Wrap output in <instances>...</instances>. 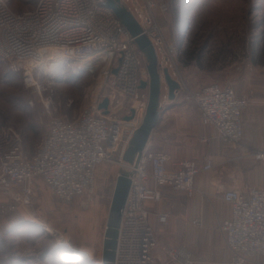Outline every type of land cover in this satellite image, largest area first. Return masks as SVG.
<instances>
[{"label":"built area","instance_id":"2783aa9c","mask_svg":"<svg viewBox=\"0 0 264 264\" xmlns=\"http://www.w3.org/2000/svg\"><path fill=\"white\" fill-rule=\"evenodd\" d=\"M145 3L151 16L138 12L144 33L154 45L165 47L166 63H175L181 50L166 44L165 30L153 15L154 10L168 14V3ZM0 62L21 73L29 86L37 84L35 74L50 67L70 65L74 73L95 74L86 107L75 118L53 117L33 155L26 156L22 135L13 126L0 123V197L8 199L0 200V218L20 209L28 212L39 181L65 204L92 197L99 166L117 163L132 173L114 264H156L157 242L146 203L160 201L163 186L193 195L198 191L195 177L211 170L213 163L198 165L184 159L169 168L170 155L148 145L132 164L124 160L145 117L149 89L141 85L149 73L143 53L113 9L105 0H38L32 9L17 12L8 0H0ZM181 85L182 97L200 110L202 122L227 143L239 145L242 114L250 100L217 81L198 91ZM105 98L107 108H101ZM255 158L264 161V149ZM223 198L231 206L230 217L220 224L233 256L231 264H264V188L252 187L247 195L229 188ZM159 219L166 221L167 214ZM193 223L201 225L202 220ZM165 253V264H198L183 246L169 244Z\"/></svg>","mask_w":264,"mask_h":264},{"label":"rangeland","instance_id":"374dc122","mask_svg":"<svg viewBox=\"0 0 264 264\" xmlns=\"http://www.w3.org/2000/svg\"><path fill=\"white\" fill-rule=\"evenodd\" d=\"M8 1L13 10L23 12L32 9L38 0ZM124 1L144 24L133 2ZM166 1L170 7L164 20L166 44L181 50L175 65H179L187 88L217 81L235 90H249L257 81V77L246 79L245 75V72L253 74L254 55L260 65L254 73L264 74V0ZM145 16H149L146 9ZM155 47L163 66L164 56L167 59L165 47L160 48L157 43ZM187 54L198 58L190 61ZM166 64L172 72L171 63ZM35 78L37 84L29 86L21 73L11 71L0 62V123L13 126L22 135L28 157L44 139L53 117L79 115L88 104L95 83V74L74 73L70 65L35 74ZM242 95L250 100L248 95ZM166 98L167 87L163 81L161 100ZM254 160L264 162L256 159L255 154ZM121 168L124 167L117 163L101 164L92 197H79L69 204L56 199L39 181L28 212L20 209L0 218V264H87L79 261V256L72 251L55 247L60 239L58 233L66 235L73 246L89 252L94 259L91 264L101 261L107 218ZM0 200L8 199L0 197ZM46 225L55 231H46ZM50 247H53L51 252Z\"/></svg>","mask_w":264,"mask_h":264},{"label":"crops","instance_id":"0c3cea01","mask_svg":"<svg viewBox=\"0 0 264 264\" xmlns=\"http://www.w3.org/2000/svg\"><path fill=\"white\" fill-rule=\"evenodd\" d=\"M131 1L135 11L145 15L146 9L148 17L151 16L145 0ZM153 15L166 31V14L154 10ZM164 60L166 67V56ZM251 62L253 74L245 72L247 77H244L253 80L257 77V81L249 90H236L238 95L246 94L250 98L242 114L243 137L237 146L224 141L214 127L202 122L200 110L182 97V85L178 97L174 100L167 97L161 103L160 119L148 146L170 155L169 168H175L174 163L184 159L198 165L211 161L213 168L195 177L198 191L193 195L163 186L161 200L146 203L157 242L156 264H165V248L169 244L187 248L198 264L232 262V253L220 228L221 222L231 215V206L224 200L223 192L231 188L247 195L252 187L264 188V162L254 160V154L264 149V74L254 73L260 68L258 57L254 55ZM171 66L174 69L171 73L185 86L179 65L171 63ZM201 87L188 89L198 91ZM162 213L167 214L166 221L159 219ZM196 218H201V225L193 223Z\"/></svg>","mask_w":264,"mask_h":264},{"label":"water","instance_id":"95a60500","mask_svg":"<svg viewBox=\"0 0 264 264\" xmlns=\"http://www.w3.org/2000/svg\"><path fill=\"white\" fill-rule=\"evenodd\" d=\"M106 4L113 9L116 16L121 20L129 33L134 37L136 44L143 53L147 62L149 80L143 81L141 87L149 89V101L144 120L133 135L129 146L124 154V160L132 164L139 159L147 147L154 128L156 127L161 115L162 103V82L167 87V97L174 100L177 92L181 89L180 81L174 77L169 68L161 66L156 47L152 39L144 33L143 24L139 22L124 0H105ZM108 99L105 98L100 104L101 108H107ZM108 113V110L104 111ZM131 116H127L130 118ZM131 171L121 168L118 173L111 206L107 218L105 236L103 240L102 260L99 264H114L115 249L117 244L118 227L120 224L122 209L128 198L131 187ZM58 236V235H57ZM57 246L67 245L77 256L87 255L86 251L73 246L67 238H60L56 242ZM89 261L93 257L89 256Z\"/></svg>","mask_w":264,"mask_h":264},{"label":"bare ground","instance_id":"6f19581e","mask_svg":"<svg viewBox=\"0 0 264 264\" xmlns=\"http://www.w3.org/2000/svg\"><path fill=\"white\" fill-rule=\"evenodd\" d=\"M51 69H49V70H56V69H54V68H52V67H50ZM55 72V71H54ZM45 227V230L46 231H48V232H50V233H53L55 230H53L51 227H49V226H44ZM56 235H58L59 236V238H65V236L62 234V233H58V234H56ZM62 248H64L65 250H67L68 252H70L71 251V248L69 247V246H67V245H60ZM87 253V255L85 254V255H83V256H79V261H83V262H89V256H90V253L89 252H86ZM95 264H97V263H95Z\"/></svg>","mask_w":264,"mask_h":264},{"label":"trees","instance_id":"16d2710c","mask_svg":"<svg viewBox=\"0 0 264 264\" xmlns=\"http://www.w3.org/2000/svg\"><path fill=\"white\" fill-rule=\"evenodd\" d=\"M186 55V54H185ZM187 57H190L188 54H187ZM198 57L196 56V57H190L189 59H190V61H193V60H195V59H197ZM185 63H189V62H185ZM190 64V63H189ZM182 89V88H181ZM181 92H182V90H181ZM178 96H179V94H178ZM177 96V97H178ZM57 246V244L55 245V247ZM48 251L49 252H51V251H53V247H50L49 249H48ZM67 257V256H66ZM70 257V256H69ZM69 257H67V258H69ZM67 258H65V259H67ZM79 263V262H78ZM80 263H82V262H80ZM87 264H91V261H89ZM98 264V263H97Z\"/></svg>","mask_w":264,"mask_h":264}]
</instances>
